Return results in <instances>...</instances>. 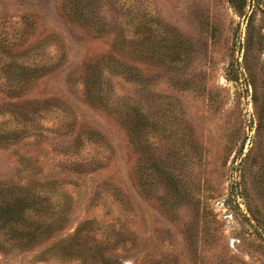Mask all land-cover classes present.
<instances>
[{"label": "rangeland", "instance_id": "1", "mask_svg": "<svg viewBox=\"0 0 264 264\" xmlns=\"http://www.w3.org/2000/svg\"><path fill=\"white\" fill-rule=\"evenodd\" d=\"M72 6L71 0H0V69L50 65L37 71L26 99H57L76 123L97 131L104 143L71 149L68 157H104V166L79 176L58 173L54 149L68 140L50 127L60 113L53 109L33 123L38 143L0 150V178L15 170L16 153L37 164L40 175L58 174L73 203L66 228L107 218L109 228L133 238V245L117 243L110 251L120 264H264V0H96L99 27L73 16ZM118 52L138 69L139 89L104 77L114 97L138 101L140 113L152 118L150 150L134 152L115 115L83 98L84 64ZM163 54H171L163 56L169 62L160 61ZM5 102L0 93V110ZM162 122L167 130L159 140ZM10 123L0 115V124ZM149 151L181 186L183 196L172 206L165 181L151 196L137 187L134 169L148 174ZM100 179L118 187L124 202L101 191L95 207L85 208L84 196L94 197ZM32 259L27 253L20 264Z\"/></svg>", "mask_w": 264, "mask_h": 264}, {"label": "trees", "instance_id": "2", "mask_svg": "<svg viewBox=\"0 0 264 264\" xmlns=\"http://www.w3.org/2000/svg\"><path fill=\"white\" fill-rule=\"evenodd\" d=\"M71 1L73 6L70 11L73 16L89 20L90 26L99 27L101 19L95 18L92 10L96 0ZM130 51L134 56L139 53L135 48ZM146 52L153 56L150 50ZM170 55L163 54L160 61L169 62L163 56ZM51 69L46 63L37 64L33 61L26 66L9 63L0 69L4 77L0 82V93L5 97L7 107L2 106L0 115L10 116L12 121L8 125L0 124V150L13 146L25 149L24 145L38 143L42 136L36 134L33 123L44 114L57 109L60 113L58 112L59 117L54 118L56 125L51 122L50 127L58 137L68 140L67 144H59L54 149L55 155L59 156L55 166L59 169L58 173L66 171L79 176L86 169L89 174L90 169H102L104 157L89 158L86 162L68 157L71 149L76 153L84 144L99 147L100 143H104L97 131L87 124L76 123L69 108L57 99L47 98L42 102H29L26 99L29 84L37 77V71L46 73ZM104 76L116 77L138 90V69L134 64L126 65L121 60L120 52L116 55L104 54L86 62L80 72L83 98L89 107L115 115L134 152H138L141 147L150 150L155 130L152 118L140 113L138 101L121 96L114 97V89ZM161 125L164 126V122ZM166 130L165 126L162 127L159 140L163 139ZM152 155V151H149L150 159L145 168V173L148 174L141 177L140 167L136 165L137 168L134 169L137 187L151 196L155 184L165 181V187L174 199L168 206H172L183 196L181 186L160 167ZM16 156L18 158L15 170L7 177L0 178V264H20L27 253L33 256L32 264H120L110 251L117 243L120 246L126 243L133 245V238L128 239L127 233L120 227L115 230L109 228L107 218L101 221L85 219L75 228H66L73 203L71 204L69 194L62 192V179L56 173L50 177L40 175L39 166L32 164L29 157L18 153ZM64 156L68 157L65 159L67 161L63 160ZM91 191L94 197L88 194L84 196L85 208L95 207L96 197L101 191H111L110 194L119 203L124 202L119 188L107 180L100 179L95 182Z\"/></svg>", "mask_w": 264, "mask_h": 264}]
</instances>
